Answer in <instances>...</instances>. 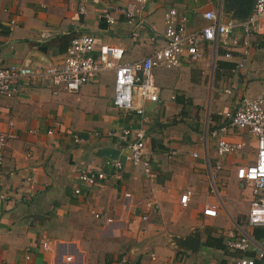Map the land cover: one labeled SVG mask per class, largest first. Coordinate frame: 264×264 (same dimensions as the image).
Instances as JSON below:
<instances>
[{
	"label": "crops",
	"instance_id": "0c3cea01",
	"mask_svg": "<svg viewBox=\"0 0 264 264\" xmlns=\"http://www.w3.org/2000/svg\"><path fill=\"white\" fill-rule=\"evenodd\" d=\"M125 2L0 0V65L37 69L59 64L69 41L83 34L96 44L121 46L120 61L129 63L151 52L154 45L143 39L153 35L159 45L165 8L184 15L187 30L204 24L201 11H218L223 21L229 18L222 0H147L141 39L132 41V28L120 16L113 25L97 16L101 7ZM231 42L214 52L204 42L196 60L154 69L157 100L143 103L139 116L111 106L110 71L69 94L51 95L38 81H15L12 96H0V132L10 135L0 164V264H21L25 248L32 264H233L239 257L258 264L255 252L264 249V230L244 226L253 196L233 176L234 167L244 165V143L253 148V139L219 115L244 98L264 95V22L247 37L234 27ZM133 128L143 132L147 177L139 165L124 160L117 139L122 129ZM218 139L242 147L216 157ZM114 160L120 163L118 179L108 176ZM215 161L221 166L210 192L205 163ZM82 170L100 172L105 180L73 194ZM185 191L188 200L181 206L178 196ZM204 205L215 209L214 217L201 214ZM239 230L252 243L243 252L227 250L226 232ZM254 231L263 235L255 237L259 233ZM194 232V251L172 239H187Z\"/></svg>",
	"mask_w": 264,
	"mask_h": 264
},
{
	"label": "built area",
	"instance_id": "2783aa9c",
	"mask_svg": "<svg viewBox=\"0 0 264 264\" xmlns=\"http://www.w3.org/2000/svg\"><path fill=\"white\" fill-rule=\"evenodd\" d=\"M146 1L126 0L121 5H105L97 11V16L106 25L115 24L116 18L120 16L123 22L132 28L129 38L132 41H140V28L144 23L141 13ZM78 12L83 13V10L79 8ZM199 17L204 24L197 29L187 30L185 16L178 14L173 8H165L161 15L162 31L159 45L156 44L153 35L143 39L154 45L151 52L129 63L120 61L124 51L121 46L96 44L90 35L83 34L69 41L59 64H47L37 69L16 64L0 65V96L11 97L13 83L20 79L44 84L51 95H56L58 92L74 93L96 75L110 71L111 106L121 112H131L139 116L142 114L143 103H153L157 100V88L152 80L154 69H172L183 61L196 60L199 55L198 48L204 42L212 45L213 52L218 47L227 49L229 44L234 45V42L228 43V37L234 27H240L243 37L249 36L259 22H264V0H252L249 12L244 19L229 16L223 21L220 20L218 11L215 13L211 10L201 11ZM241 45H245V40L241 42ZM242 54H245V51ZM224 56L227 57L228 54L225 53ZM240 66V63L236 65V67ZM219 116L226 119L232 127L245 130L253 139L252 161L246 165L234 167L233 176L236 181L249 187L253 196L247 207L244 226L264 228V95L257 94L244 98L234 110L224 111ZM7 126H10L9 122ZM45 134H51V130H46ZM9 138L10 135L7 132H0V164ZM117 139L122 142V148L125 150L124 160L130 165H139L143 176L147 177L149 167L142 158V130L140 128L122 129ZM77 140L74 139V141ZM241 147V143H229L218 139L214 145V152L216 157H222L240 150ZM191 156L194 157L195 154L191 153ZM220 166L218 161L211 166L205 163V171L211 184L210 192H214L213 174L220 169ZM109 168L111 170L108 176L118 179L120 163L116 160L111 161ZM76 180L78 186L72 190L73 194H78L79 187L89 188L99 185L105 180V175L100 172L82 170L78 172ZM187 197L188 191L181 193L178 196V203L184 206L188 200ZM2 199L4 195L0 193V200ZM200 212L205 217L215 216V209L209 205H204ZM93 217L97 218L98 215L95 213ZM104 221L110 220L104 219ZM250 243H252L251 238L243 230L237 233L226 232L223 239V245L229 251H246ZM40 247L45 249V242H41ZM255 259L258 264H264V249L256 250ZM21 264H32L28 248L22 251ZM233 264H255V262L248 257H239L233 261Z\"/></svg>",
	"mask_w": 264,
	"mask_h": 264
},
{
	"label": "water",
	"instance_id": "95a60500",
	"mask_svg": "<svg viewBox=\"0 0 264 264\" xmlns=\"http://www.w3.org/2000/svg\"><path fill=\"white\" fill-rule=\"evenodd\" d=\"M252 0H222V7L225 12L232 18L244 19L250 9ZM197 233L194 232L187 239L172 238L178 242L180 246H186L190 251H194L197 244Z\"/></svg>",
	"mask_w": 264,
	"mask_h": 264
},
{
	"label": "rangeland",
	"instance_id": "374dc122",
	"mask_svg": "<svg viewBox=\"0 0 264 264\" xmlns=\"http://www.w3.org/2000/svg\"><path fill=\"white\" fill-rule=\"evenodd\" d=\"M240 155H241V158H242V161H243L244 165L250 163V161L252 160V157H253L252 144L250 142H248V143L245 142L244 143V146L242 147ZM241 211H244V210L241 209ZM263 230H264V228H263ZM263 243H264V241H263Z\"/></svg>",
	"mask_w": 264,
	"mask_h": 264
},
{
	"label": "trees",
	"instance_id": "16d2710c",
	"mask_svg": "<svg viewBox=\"0 0 264 264\" xmlns=\"http://www.w3.org/2000/svg\"><path fill=\"white\" fill-rule=\"evenodd\" d=\"M254 233H255V231H254ZM258 233H255V234H258L257 236L255 235V237H259V236L261 237L263 235V231H259Z\"/></svg>",
	"mask_w": 264,
	"mask_h": 264
}]
</instances>
